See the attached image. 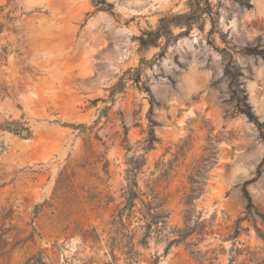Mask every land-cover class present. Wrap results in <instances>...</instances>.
<instances>
[{
    "label": "rangeland",
    "instance_id": "1",
    "mask_svg": "<svg viewBox=\"0 0 264 264\" xmlns=\"http://www.w3.org/2000/svg\"><path fill=\"white\" fill-rule=\"evenodd\" d=\"M248 48L264 0H0V264H264V139L232 98L264 123Z\"/></svg>",
    "mask_w": 264,
    "mask_h": 264
},
{
    "label": "trees",
    "instance_id": "2",
    "mask_svg": "<svg viewBox=\"0 0 264 264\" xmlns=\"http://www.w3.org/2000/svg\"><path fill=\"white\" fill-rule=\"evenodd\" d=\"M142 44H146V40L144 37L140 38ZM151 45V44H147ZM244 53L249 55H264V50H258L256 48H248L244 51ZM146 61V60H144ZM147 62H142V64H145ZM129 74L132 75L133 80L135 83L141 82V72H142V65L135 69H129L127 71ZM227 75L236 82L237 76L240 74H236L234 72V66L230 65L227 68ZM125 87V83L122 79L118 83H116L113 87L110 88L111 90V96L112 98L115 96V94L119 91H121ZM233 100L235 102L236 109L245 114L250 121L254 122L260 129L262 133V137L264 139V123L260 122L257 118V116L254 114L252 106L248 102V94L245 90L239 87V85L236 86V88L233 91ZM156 141V134L154 128H151L149 131V136L144 139V143L146 145L145 149L150 150L153 148L154 143ZM205 160L206 158H203L202 164L199 166L198 174L201 175L202 169L205 168ZM138 172V168L134 167L132 170V173L134 176H136ZM191 183L193 185L197 184L199 182V179L196 176H193L190 178ZM138 182L136 180V177L131 180V191L126 194V206L124 209L120 211V216L123 218L124 212L127 210L132 209L135 205V200L139 198V193L137 192ZM195 191L196 188H192L191 193L187 195L186 198V204L191 205L195 198ZM153 199L155 200V205L146 204L144 200L140 199L142 204L146 207L148 210V217L146 218L148 220L147 226L148 228H151L152 226L156 225L158 228V231H161L163 227H166L168 224V218L169 213L164 209L165 206V200L160 196L159 193H153ZM253 209V205L251 203L250 198H248V207L247 210L250 212ZM184 235H182V238ZM172 243V242H171ZM170 243V244H171ZM42 264H44L42 262Z\"/></svg>",
    "mask_w": 264,
    "mask_h": 264
},
{
    "label": "water",
    "instance_id": "3",
    "mask_svg": "<svg viewBox=\"0 0 264 264\" xmlns=\"http://www.w3.org/2000/svg\"><path fill=\"white\" fill-rule=\"evenodd\" d=\"M27 133V131H24V134Z\"/></svg>",
    "mask_w": 264,
    "mask_h": 264
}]
</instances>
